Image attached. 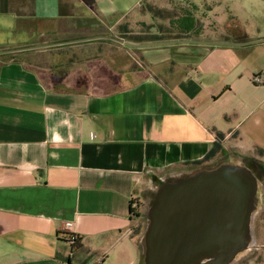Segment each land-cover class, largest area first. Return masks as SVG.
Listing matches in <instances>:
<instances>
[{"label": "crops", "instance_id": "obj_1", "mask_svg": "<svg viewBox=\"0 0 264 264\" xmlns=\"http://www.w3.org/2000/svg\"><path fill=\"white\" fill-rule=\"evenodd\" d=\"M145 5L171 0H0V264H141L133 199L264 174V0L208 5L196 40L116 38Z\"/></svg>", "mask_w": 264, "mask_h": 264}, {"label": "water", "instance_id": "obj_2", "mask_svg": "<svg viewBox=\"0 0 264 264\" xmlns=\"http://www.w3.org/2000/svg\"><path fill=\"white\" fill-rule=\"evenodd\" d=\"M259 189L249 168L232 164L163 183L148 213L144 264H233L253 243Z\"/></svg>", "mask_w": 264, "mask_h": 264}, {"label": "rangeland", "instance_id": "obj_3", "mask_svg": "<svg viewBox=\"0 0 264 264\" xmlns=\"http://www.w3.org/2000/svg\"><path fill=\"white\" fill-rule=\"evenodd\" d=\"M198 1V4H196ZM232 0H171V5L168 8H159L152 6L154 9V26H142L131 30L127 26L115 34L116 38L125 40L133 44H142L144 42H159L165 40H196L198 36L211 31V22L205 21L202 25L201 22L197 23L196 15L205 18L209 12L210 7L214 3H226ZM145 5L144 8H146ZM145 10V9H144ZM220 11V10H218ZM193 20L194 23L191 32H187L185 19ZM202 20V19H201ZM208 30V31H207ZM203 31V32H202ZM256 160V159H255ZM260 161V160H256ZM251 165V163H249ZM255 168V167H254ZM258 180L260 182L259 189V202L254 216L252 231L253 243L251 248L245 253L239 255L233 264H264V174L257 170ZM160 187H158L159 189ZM156 190V192L158 191ZM156 193L150 196V202L142 218L138 215L134 217L137 224L138 237L140 239L141 250V264H144L145 257V233L149 227L150 221L148 213L155 201ZM139 206L141 207V202Z\"/></svg>", "mask_w": 264, "mask_h": 264}, {"label": "trees", "instance_id": "obj_4", "mask_svg": "<svg viewBox=\"0 0 264 264\" xmlns=\"http://www.w3.org/2000/svg\"><path fill=\"white\" fill-rule=\"evenodd\" d=\"M84 1H86V2H88V3H91L93 0H84ZM145 9V11L146 12H148V13H150L151 15H154V9H153V7L151 6V5H147L146 6V8H144ZM185 22L188 24L187 26H186V30H187V32H191L192 31V29H193V27L191 26L193 23H194V21L193 20H190V19H185ZM122 29H124V27H122ZM220 149V145H217L215 148H214V150H213V152H212V154H214L216 151H218ZM249 163H251V165L249 164ZM247 165L249 166V167H247V168H249V169H251V168H253L255 171H254V173H256V174H258L257 173V171H256V169L257 170H260L261 171V173H262V165L258 162V161H256V160H248L247 159ZM255 167V168H254ZM253 172V171H252ZM163 185V183L161 184V186ZM160 186V187H161ZM81 246H82V243H81V241L77 238V240H76V243H75V245L73 246V249L74 250H77V249H79V248H81ZM145 258V257H144Z\"/></svg>", "mask_w": 264, "mask_h": 264}, {"label": "built area", "instance_id": "obj_5", "mask_svg": "<svg viewBox=\"0 0 264 264\" xmlns=\"http://www.w3.org/2000/svg\"><path fill=\"white\" fill-rule=\"evenodd\" d=\"M255 83L257 84H261L262 83V79L261 77H257L255 78ZM131 210H132V217H136L139 215V210H140V206H139V201L137 198L133 199L131 201ZM77 237H72L71 238V244L74 246L76 243Z\"/></svg>", "mask_w": 264, "mask_h": 264}]
</instances>
